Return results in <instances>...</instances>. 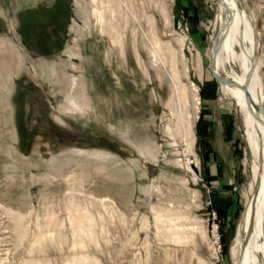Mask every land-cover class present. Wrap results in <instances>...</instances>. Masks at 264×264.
Masks as SVG:
<instances>
[{
	"label": "rangeland",
	"instance_id": "obj_1",
	"mask_svg": "<svg viewBox=\"0 0 264 264\" xmlns=\"http://www.w3.org/2000/svg\"><path fill=\"white\" fill-rule=\"evenodd\" d=\"M159 2L170 7L171 24L163 32L158 1L153 6L151 3L158 34L182 57L188 75L183 83L193 90L189 111L197 118L193 149L197 163L178 139L172 141L163 133L165 123L160 119L165 109L151 100L152 91L158 100H164L167 91L154 80L143 86L139 73L133 84L128 75H120L116 65L107 64L104 44L96 37L92 25L86 24L87 0H38L16 14L15 25L0 19V38L11 37L15 32L28 52L25 55L22 49L19 51L16 42L13 47L0 45V76L1 64H14L17 60L19 63V69L10 78V87L0 78V202L2 206L32 208L41 215L48 202L51 205L47 206L62 217L63 180L74 170L86 186L94 184L96 193L108 194L118 209L126 213L125 222L112 220L105 237L98 236V242L102 239L98 249L93 245L88 248L100 264H184V250L167 251L160 246L149 210L150 204L176 207L173 190H177L182 200L191 205L190 214L203 222L206 232L203 239L198 231H193L197 257L205 264H234L230 251L245 211L244 193L251 181V157L244 138L243 115L235 101L221 98L220 83L209 70V40L214 34L216 7L204 0ZM243 2L247 12L255 16L254 30L261 46L259 75L264 91V0ZM72 46L81 50L82 57L69 55ZM198 57L202 73L195 66ZM73 66L86 68L93 93L102 92L109 100L103 106L104 112L113 105L115 93L121 99V106L114 109L113 115L108 114L106 120H101L96 107L86 115L62 109L68 90L65 83L80 75L72 70ZM115 72L121 77V86L115 82ZM108 124L123 128L138 145L155 142L158 149L154 152L155 159L143 160L134 148L107 129ZM105 156L109 158H102ZM114 159L119 164H114ZM76 161L75 169L70 168V162ZM54 165L59 169L49 173ZM46 178L49 179L45 181ZM156 184L163 192L160 199L150 193ZM189 191L198 192L197 207L190 201ZM134 211L136 216L131 221L129 214ZM2 212L0 209V254L4 257L0 255V260L7 261L0 264H11L23 254L15 250L18 240L11 231L12 220L4 218ZM106 215L107 220L110 216ZM144 216L150 227L148 234L139 230ZM145 241L149 249L144 247ZM124 248L126 252L122 253ZM129 248H133L132 253ZM6 250L10 251L9 258L5 256ZM68 251L67 245L49 248L41 259L44 264H63Z\"/></svg>",
	"mask_w": 264,
	"mask_h": 264
},
{
	"label": "bare ground",
	"instance_id": "obj_2",
	"mask_svg": "<svg viewBox=\"0 0 264 264\" xmlns=\"http://www.w3.org/2000/svg\"><path fill=\"white\" fill-rule=\"evenodd\" d=\"M159 1L87 0L86 24L92 25L96 37L104 44V58L110 67L113 64L116 65L120 75L122 73L128 75L133 84H135L134 77L139 73L143 80V86L154 80L167 91L164 100L161 98L158 100L155 92L152 91L153 101L151 100V103H160L165 109L160 119L165 123L163 133L172 141L178 139L183 144L187 155L192 156L194 162L197 163L193 151L194 124L197 118L195 113L189 111V101L194 96L193 90L183 83L184 78L188 75L182 57L169 42H164L163 37L158 34L155 16L150 12L152 9L150 7L155 4L159 5L155 7L162 18L163 32L165 27L171 24L170 7ZM204 1L214 4L216 7V15L212 23L214 34L209 40V70L212 59L211 66L214 73L227 81L225 83L216 80L210 71L212 77L220 83L221 98L228 97L235 101L243 115L244 138L251 157V181L247 190H244L245 211L237 226L236 237L230 253L234 264H264V91L262 90L263 80L259 75L260 59L258 55L261 46L258 34L254 30L255 16L247 12V6L245 7L243 0ZM151 3H153L152 6ZM216 44L218 47L214 51ZM81 54L78 47H74L69 52L71 57L81 56ZM200 61L198 57L196 65L194 64L199 72ZM17 62L18 60L14 63L15 65L12 62L1 64L3 68L0 78L4 84L7 83V87H10V78L14 75L15 70L19 69ZM179 64H181V68H178ZM72 70L80 75L72 76L65 83L64 87L68 86V90L62 109L65 112H79L86 115L93 107H96L101 120H106L108 114L113 115L114 109L121 106V99L118 98V95L114 94L113 105L107 107V113L104 112L103 106H107L109 100L102 92L100 94L93 93L94 86L88 78L86 68L73 66ZM113 76L116 84L121 86V77L116 72L113 73ZM7 89L9 91V88ZM10 92H12L11 88ZM120 128L110 124L107 126V129L116 134L119 140L134 148L138 155L143 157V160L152 161L155 159L154 152H158L155 142L145 141L138 145L128 137L127 131H123V128L120 130ZM138 146H141V149ZM106 157L109 158V156L102 158ZM88 161L91 162L90 159ZM115 161L114 164H119L117 160ZM82 162L87 163L86 161ZM70 163L69 167L75 169L78 161ZM138 166L140 167V164ZM58 169L59 166L54 165L50 168L49 173H54ZM47 179L49 178H46L45 181ZM63 182L62 217L56 214L53 207L47 206L50 204L48 202L45 203L46 207L43 209L42 215L36 213V210L34 211L32 208L21 209L17 205L2 206L0 202L4 218L7 216L6 218L12 220L11 231L18 240L15 250L18 249L23 254V257L13 259L14 262L11 264H44L41 254H44L49 248H62L65 245L69 248L70 254L65 256L63 264H100L98 259L89 254L88 248L93 245L98 249L97 246L102 240L100 238L101 240L98 242V236L105 237L112 220L125 222L126 213L118 209L116 202L108 194L96 193L94 184L86 186L85 180L76 176L74 170L65 175ZM173 191L176 193L174 199L176 207L170 208L154 204L149 206L154 221L153 232L159 238L160 246L164 249L167 248V251L169 248L184 250L182 256L184 264H205L202 259L204 263L197 257L196 242L193 237V231L196 230L204 239L206 232L202 225L203 222L201 223L199 219L190 214L191 205L182 200L177 190ZM150 193L157 195V198L163 196L158 185L152 187ZM188 193L190 201L195 205L199 199L198 192L189 191ZM195 207L197 206L195 205ZM104 214L109 215L110 218L106 220ZM135 216V211L129 214L131 221ZM31 217H34V222L33 219L31 221ZM149 229L148 220L144 216L140 220L139 230L148 234ZM148 244V241L144 242L146 249H149ZM129 249L131 252L133 248ZM124 250L121 252H126ZM116 251L119 254V250ZM1 252L4 254V251ZM5 252L7 253L5 256L10 253L9 250ZM20 253L18 254L20 255ZM135 264L140 263L135 262Z\"/></svg>",
	"mask_w": 264,
	"mask_h": 264
},
{
	"label": "crops",
	"instance_id": "obj_3",
	"mask_svg": "<svg viewBox=\"0 0 264 264\" xmlns=\"http://www.w3.org/2000/svg\"><path fill=\"white\" fill-rule=\"evenodd\" d=\"M38 0H0V19L9 22L12 21L13 24H17L18 19L16 14L21 12L22 9L26 8L28 4H33ZM52 13V11H50ZM50 13V14H51ZM51 28V27H48ZM13 36H4L0 38V45L9 47L16 46L15 42L20 46L19 51H24L23 53L25 55L28 54L27 50L23 46L22 38L19 37L15 32H13ZM35 52V51H34ZM203 173H205V170L203 169Z\"/></svg>",
	"mask_w": 264,
	"mask_h": 264
},
{
	"label": "water",
	"instance_id": "obj_4",
	"mask_svg": "<svg viewBox=\"0 0 264 264\" xmlns=\"http://www.w3.org/2000/svg\"><path fill=\"white\" fill-rule=\"evenodd\" d=\"M217 47H218V44H216V45L214 46V51L217 49ZM211 63H212V59L210 60V71H211L213 77H214L216 80L223 81V82L227 83V81L223 80L222 78H220L219 76H217V75L214 73V71H213V69H212V66H211Z\"/></svg>",
	"mask_w": 264,
	"mask_h": 264
}]
</instances>
